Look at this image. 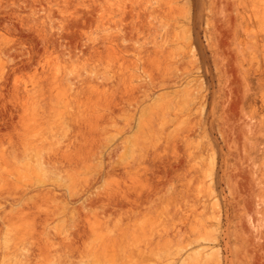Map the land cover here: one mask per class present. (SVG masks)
<instances>
[{"label":"rangeland","instance_id":"rangeland-1","mask_svg":"<svg viewBox=\"0 0 264 264\" xmlns=\"http://www.w3.org/2000/svg\"><path fill=\"white\" fill-rule=\"evenodd\" d=\"M0 264H264V0H0Z\"/></svg>","mask_w":264,"mask_h":264}]
</instances>
